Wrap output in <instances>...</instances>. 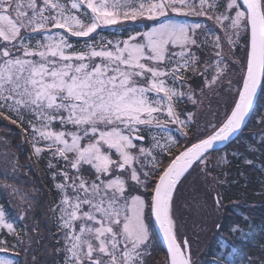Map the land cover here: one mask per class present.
I'll return each mask as SVG.
<instances>
[{
	"label": "snow or ice",
	"instance_id": "1",
	"mask_svg": "<svg viewBox=\"0 0 264 264\" xmlns=\"http://www.w3.org/2000/svg\"><path fill=\"white\" fill-rule=\"evenodd\" d=\"M189 17L215 27L181 22ZM258 91L264 0H0V120L20 130L36 164L47 161L56 199L45 216L59 264H151L153 224L166 246L164 264H200L173 216L178 185L198 169L221 212L217 188L226 181L214 169L227 157L216 165L210 157L242 131ZM222 92L231 95L223 114L197 125L186 105L198 108L204 96ZM0 146V178L19 183L18 157L6 138ZM30 210L21 207L18 227L0 208V264H20L9 253L48 264L36 256L43 241L33 237L38 224H27ZM229 231L242 234L236 223ZM233 247L220 241L209 264H234ZM256 259L264 264V250Z\"/></svg>",
	"mask_w": 264,
	"mask_h": 264
},
{
	"label": "trees",
	"instance_id": "2",
	"mask_svg": "<svg viewBox=\"0 0 264 264\" xmlns=\"http://www.w3.org/2000/svg\"><path fill=\"white\" fill-rule=\"evenodd\" d=\"M128 34V32H124L122 36L119 33L117 35L126 38ZM102 35L106 38L111 36L107 32L102 33ZM77 39L72 38L73 41ZM79 39L83 41L86 38ZM240 43L244 47L245 41L243 38H241ZM78 46H82V43ZM235 54L238 58L242 57L244 55L243 48L238 47ZM201 56H206V49L201 53ZM181 107H185V105H181ZM261 117H264V91L259 92L253 112L243 131L224 149L212 153L214 156L221 153H227L228 155L227 163L220 165L215 170L218 178L226 181L217 188L222 197L224 208L220 214L212 216L210 221L211 235L206 236V233H204L206 245L200 264H209L212 255L217 251L219 242L222 240L234 245L232 249L234 264H249L250 260H255L256 264H259L256 258L264 250V148L259 147L261 139H264V125L258 123ZM13 128L10 133L12 134L10 135V141L14 149L19 151L21 148L18 147V144L21 146V141H25L22 138L23 134L17 135L20 130ZM252 147H255L256 150L252 151ZM246 160H251L253 163L248 164ZM38 181L44 188V195H40V200L44 202L45 198L47 204L51 206L55 202L56 193L51 187L50 178L46 179V176L42 174ZM181 184L178 185L175 197L179 194ZM217 222L224 224L223 231L218 232L215 229V223ZM233 223L239 224L242 234H233L229 231ZM16 225L19 227L17 223ZM152 233L156 245L155 254L158 255L160 260H165L166 252L155 233L153 225ZM51 234L52 238L49 239L52 242H48L46 246L51 248L52 256L49 257L43 254L41 260L48 262V264H59V261L54 257L56 241L53 237L55 229L52 228ZM8 239L10 242L13 241V237Z\"/></svg>",
	"mask_w": 264,
	"mask_h": 264
},
{
	"label": "rangeland",
	"instance_id": "3",
	"mask_svg": "<svg viewBox=\"0 0 264 264\" xmlns=\"http://www.w3.org/2000/svg\"><path fill=\"white\" fill-rule=\"evenodd\" d=\"M194 21L206 23L211 28L215 27L212 21H207L203 17H189L186 19L181 18V22L191 23ZM144 23L151 24L152 22L145 21ZM142 30L144 29L141 26L140 31ZM215 31L219 32V29H215ZM107 38L113 39L114 37L110 36ZM241 47L244 48L239 41V48ZM211 51L212 49L210 47L206 48V56L209 55ZM240 71L241 70L238 65L234 69L230 70L233 80L238 79ZM200 83L201 81L196 80L194 83H192V87L196 88L197 91H199L198 85ZM202 99V106L198 108H194L191 104L187 105V108L195 113L196 124L201 127L208 121L218 119L219 117L216 115L217 113H219L220 115L223 114L225 105L231 102V95L227 92H222L220 94H207ZM13 127L15 126L9 125L6 121L0 120V137L6 138L10 145L11 153L18 157L19 168L15 172V176L19 183H16L11 179L8 181H4L2 178H0V208H3L6 211V214L11 221H14L19 226H23L25 222L19 219L21 207L28 208L29 205H31V210L28 212L27 224L29 227L34 224H38V231L33 233V237L34 239H41L43 241L39 245L40 251L36 252V256L40 259L45 254L51 257V248L46 246V244L48 242H52L49 238H52L51 231L52 228H55L52 223L48 222V218L45 216V213L50 208V206L49 204H47L45 198L44 202L40 200V197L44 195V188L40 184V181H38L41 175L44 174L46 176V179L50 178L52 187L51 176L46 166L47 161L42 160L39 164H36L34 162L35 157L31 156V148L23 141H21V146L20 144H18V147H20L21 149L19 151L15 150L10 141V135H12L10 133L12 131H8V129H12ZM195 127L196 125L193 126L194 129ZM3 150V147L0 146V152H2ZM223 157L228 158L227 153H221L218 156L212 155L210 159L212 161V164L216 165L217 160ZM223 164L225 163H222L220 165ZM216 168L214 169V171L216 170ZM5 183L12 185V187L18 189L19 192L25 193L33 199L29 201H21L19 196H13L11 188H5ZM178 193L179 194L174 198L173 202V216L177 221V224L180 226L181 238L187 236V238L191 241L194 259H199V261H201V257L204 253L206 245L205 235H211L210 221L212 219V216H215V214L218 215L221 212L216 213L213 211L214 193H211L207 189V186L204 185L198 169L191 171V174L187 175L186 179H183L181 188ZM48 215L50 216L51 213H48ZM33 217L35 219H33ZM204 233L206 234L204 235ZM153 245L154 252L151 264H164V260H160L158 255L155 254L156 245L154 238ZM33 247H36V245L33 244ZM45 248L48 249L47 252L44 251ZM7 258L14 261L19 260L20 264H25L26 259L23 255L16 257L11 253L7 254ZM27 260L29 264H31V256L27 257Z\"/></svg>",
	"mask_w": 264,
	"mask_h": 264
},
{
	"label": "water",
	"instance_id": "4",
	"mask_svg": "<svg viewBox=\"0 0 264 264\" xmlns=\"http://www.w3.org/2000/svg\"><path fill=\"white\" fill-rule=\"evenodd\" d=\"M259 92H260V91H258L257 96H256V98H255L254 106H255V103H256L257 97H258V95H259ZM253 108H254V107H253ZM252 111H253V110H252ZM251 113H252V112H251ZM250 116H251V114H250ZM250 116H249V118H250ZM249 118L247 119L246 124H247ZM246 124H245V126H246ZM245 126L243 127V129L245 128ZM243 129H242V131H243ZM242 131H241V132H242ZM241 132H240V133H241ZM238 134H239V133H238ZM238 134L232 138V141H231L230 143H232V142L236 139V137L238 136ZM230 143H228L227 145H229ZM225 147H226L225 145H220V144H218V145L216 146V149H217V150H215V151H220V150L224 149ZM213 152H214V151H213ZM153 226H154V224H153ZM154 229H155V232H156L158 238L160 239V242H161V244H162L164 250L166 251V246H165V244H164V242H163V240H162V237L160 236V234H159L158 230L155 228V226H154Z\"/></svg>",
	"mask_w": 264,
	"mask_h": 264
}]
</instances>
